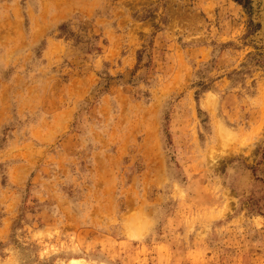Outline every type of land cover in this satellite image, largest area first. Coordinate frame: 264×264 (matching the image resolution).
<instances>
[{"label": "rangeland", "instance_id": "rangeland-1", "mask_svg": "<svg viewBox=\"0 0 264 264\" xmlns=\"http://www.w3.org/2000/svg\"><path fill=\"white\" fill-rule=\"evenodd\" d=\"M74 263L264 264V0H0V264Z\"/></svg>", "mask_w": 264, "mask_h": 264}, {"label": "trees", "instance_id": "trees-1", "mask_svg": "<svg viewBox=\"0 0 264 264\" xmlns=\"http://www.w3.org/2000/svg\"><path fill=\"white\" fill-rule=\"evenodd\" d=\"M239 1L241 2V0H239ZM244 5H246V1H245Z\"/></svg>", "mask_w": 264, "mask_h": 264}, {"label": "bare ground", "instance_id": "bare-ground-1", "mask_svg": "<svg viewBox=\"0 0 264 264\" xmlns=\"http://www.w3.org/2000/svg\"><path fill=\"white\" fill-rule=\"evenodd\" d=\"M75 261V260H74ZM73 262V261H72ZM74 264H76V263H74Z\"/></svg>", "mask_w": 264, "mask_h": 264}]
</instances>
